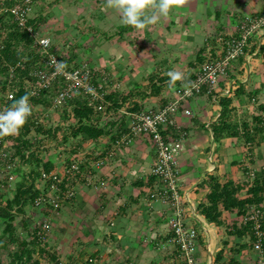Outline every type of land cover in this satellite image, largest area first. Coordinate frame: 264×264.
Segmentation results:
<instances>
[{
	"label": "crops",
	"instance_id": "crops-1",
	"mask_svg": "<svg viewBox=\"0 0 264 264\" xmlns=\"http://www.w3.org/2000/svg\"><path fill=\"white\" fill-rule=\"evenodd\" d=\"M263 9L264 0H190L187 5L174 8L167 18H161L156 24L138 31L142 32L141 36L134 34V28L123 25L117 12L118 20H114L119 21L117 24L125 28L121 26L111 29L114 30V33H110L113 36L109 44L112 56L108 57L107 47L103 43L97 45L96 38L94 61L89 59L91 53L89 58L86 54L81 60L77 58V62L78 65L88 63L90 66L94 62L96 69L97 66L103 67L105 63L104 72H107L105 74L108 79L106 85L110 93L128 95L125 104L129 108L126 111L158 110L172 100L179 86L194 77L199 65L205 60L208 48L215 58H220L223 54L220 38L229 31H236L243 18L260 14ZM134 40L140 51L149 48L155 51L154 55L158 54L155 58L151 52L148 53V60L142 62L147 67L140 65L141 73L138 76L131 71L132 57L142 59L141 54L135 52ZM159 45L162 46L161 49ZM166 49L170 50L172 57H167ZM154 59H159L164 65L153 69ZM172 70L181 71L185 81L177 82L170 89L167 86L169 77L166 73ZM99 74L98 72L97 82H103L99 78L103 76ZM150 79H154V85L150 83ZM225 96L232 97L241 107L245 106L246 100L254 103L257 97L261 98L260 104L264 103V30L250 40L245 55L233 62L228 76L220 80L212 93L203 92L191 99L190 116L179 110L174 116L175 125L169 124L162 129L165 136L178 137L181 133L185 134L184 149L179 157L180 192L186 200L188 222L198 230L197 257L204 260L202 264L233 263L230 262L231 258L234 259L233 256L226 260L228 254L242 251L246 247L243 238L228 234V216L234 213L223 212L222 223L218 225L209 222L197 211L198 204L209 191L207 185L200 184L208 173L213 172L219 177L235 180L243 170L246 155L244 149H248L243 146L245 140L216 138L214 135V126L218 123L222 110L220 100ZM234 100L232 106L236 112L239 107L234 104ZM261 108H264L263 104ZM126 124L128 125V118ZM253 126L255 125L252 124ZM191 130L196 133L190 135ZM125 132L127 131H121L122 136ZM262 134L256 135L257 145L258 142L264 143ZM108 140L107 137L102 138L95 146L89 140L77 141L76 151H73L70 159L77 158L85 166L84 171L88 169L90 161L105 156L107 152L113 153L105 166L92 168V172L98 173L95 184L87 185L79 177L85 184L77 188L74 199L64 203L60 217L57 218L51 213L52 218L48 212L36 208L32 210L36 215L40 213L54 219L52 235L49 236L52 241L58 240L60 235L75 234V228L72 231V226L75 225L81 228L76 233L80 232L82 236L75 239L79 246L84 247L87 241L103 240L102 245L95 242L93 243L96 246L92 245L90 258L101 256L96 264L99 261L107 264L112 259V264H168L175 255V248L167 245L172 235L169 219L173 212L168 204L159 200L151 201L150 194L155 184L151 175L156 158L155 148L147 136L136 137L130 144L119 146L115 145L117 140L107 143ZM61 159L54 158V167L65 164V159ZM252 169L249 166V171ZM42 215L40 218L44 217ZM220 251H223L222 258H218ZM85 252L82 248L79 253L74 254L80 259ZM82 263L83 261L79 264Z\"/></svg>",
	"mask_w": 264,
	"mask_h": 264
},
{
	"label": "built area",
	"instance_id": "built-area-1",
	"mask_svg": "<svg viewBox=\"0 0 264 264\" xmlns=\"http://www.w3.org/2000/svg\"><path fill=\"white\" fill-rule=\"evenodd\" d=\"M22 1L15 0L11 7L4 3L0 4V13L4 12L11 15L18 26L33 38L32 47L40 55L36 66L29 73L31 77L22 81L25 90L29 97L35 98L39 97L42 92L53 88L54 85L57 86L55 93L51 96V106L48 109L50 114L47 112L48 110L41 108V104L40 107L39 104L33 106L29 99L32 106L30 117L35 120V126L45 123L49 115L53 117L49 126L57 125L59 123L57 114L65 109L69 110L70 102L79 94L87 96L89 103L97 110H103L105 97L110 94V91L104 82H97V73L101 74L102 71L88 63L66 65L69 52L56 50L51 38L40 33L29 22L31 6L36 0ZM263 30L264 9L260 14L246 16L239 21L236 31H229L220 38L223 48V54L220 58H215L211 49H207L204 62L199 65V70L195 72L194 77L186 83L189 87L188 94H185V84H183L176 89L172 100L158 110L135 112L120 110L119 115H126L128 118V130L116 141L115 145H128L136 137L147 136L155 148L156 158L151 168V175L155 176L156 182L150 197L151 201L159 200L168 204L173 212V216L169 219L172 235L167 241L168 247L175 248L172 264L201 263L197 257L198 230L188 222L186 200L180 192L179 184L181 177L179 157L184 149L185 134L181 133L178 137L165 136L162 129L169 124L175 125L174 116L179 110L190 116L192 114L189 108L191 99L203 92L212 93L218 87L220 80L228 76V71L233 62L245 55L250 40L261 34ZM101 75H103L102 79L106 81L105 73L103 72ZM8 79H10L9 84L5 91L0 93V111L14 103L19 88L14 86V82L21 81L16 77L13 69H11ZM21 131L22 129L19 133ZM17 135L0 137V191L4 193V198H7V194L15 189L17 170L20 166V156L14 147ZM27 138L36 140L37 131L34 125L31 126ZM112 153L107 152L105 156H99L90 161L86 171L83 170L82 163L76 158H72L70 164L65 163L63 166L55 167L50 171L40 168L42 186H46L47 189L35 199L34 208L44 210L49 214L51 211L54 216L59 217L61 204L64 205L66 201L71 200L78 191L73 179L82 177L87 185L95 184L92 168L105 166ZM25 154L28 157L30 150H26ZM251 174L254 173L251 172ZM63 185H66V188H63ZM263 215L262 209L255 207L242 219L243 223L253 221L257 238L254 249L260 253L263 252L264 230L261 228ZM37 226L38 235L42 239H46L52 230V220L48 216L42 217Z\"/></svg>",
	"mask_w": 264,
	"mask_h": 264
},
{
	"label": "trees",
	"instance_id": "trees-1",
	"mask_svg": "<svg viewBox=\"0 0 264 264\" xmlns=\"http://www.w3.org/2000/svg\"><path fill=\"white\" fill-rule=\"evenodd\" d=\"M14 1L0 0V4H10L11 6ZM7 16L11 19L8 26L3 24ZM37 18H41V15L35 20ZM3 27L7 29V32L2 30ZM32 42L33 38L18 26L11 15L0 13V93L4 92L9 84V73L13 69L16 77L21 80L17 83L14 82V86L19 87L16 100L28 94L22 81L31 77L29 73L40 59V55L35 51V53L31 52ZM201 51L202 49L199 53ZM201 58L202 56L199 54V59ZM76 59L77 56L69 52L66 65L74 63L77 65ZM19 62L20 65H18ZM150 83L154 85V79H150ZM56 89L57 86L54 85L50 90L42 92L39 97H30L32 105L37 106L38 103H44V105L50 104L51 106V96ZM127 100L128 95L111 92L105 97L104 109L99 111L89 103L87 96L79 94L70 102L69 110L65 109L59 113L57 125L49 126L53 119L52 115L48 116L45 123L36 126L35 120L28 117L22 131L15 138L14 145L16 153L20 156V166L17 170V175L20 177L19 184L10 192L12 196L7 198H4V193L0 191V229L2 228L0 264H65L47 242L49 236L42 239L37 233L38 226L29 229L25 221L22 224L27 234L26 236L20 235L16 219L26 207H34L35 199L47 189L46 186H42L40 168L47 171L54 169V158L61 159L60 154L64 158L63 152H67L65 163L70 164V155L76 151L77 141L81 139L89 140L94 145L105 137L109 139L107 143L118 141L121 138V131H127L128 128L126 126L127 116L119 115V113L120 110H128L129 106L125 104ZM232 103V97L221 98L222 110L218 123L214 126V135L216 138L244 139V146L248 143L252 144L257 133L264 130V119L261 115L251 116L250 121L237 119ZM48 109L49 107L45 110ZM47 112L51 113L49 110ZM252 124L255 126L252 127ZM32 125L37 131L36 140L27 138ZM46 142H52L55 147L60 148L58 153L48 154ZM26 150H30L28 157L25 154ZM85 165L87 164L85 163ZM84 167L83 165L82 168ZM152 179L155 183V176H152ZM200 184L207 185L209 191L203 197V201L198 204L197 211L209 222L218 225L222 223L223 212L234 213L236 219L232 220L230 227L227 226L228 234L239 239L249 236L254 244L257 240L254 223L253 221L243 223L242 219L255 207L261 208L264 212V167L254 173L253 179L250 181L238 182L232 178L219 177L211 172ZM64 187L66 188V185H63ZM261 228L264 230V217L261 218ZM3 239L7 241H5V245L1 246ZM262 243L264 248V237ZM222 257L223 251H220L218 258ZM90 261L87 260L82 264H91ZM233 261L234 259L231 258L230 262ZM234 264H238L237 261Z\"/></svg>",
	"mask_w": 264,
	"mask_h": 264
},
{
	"label": "rangeland",
	"instance_id": "rangeland-1",
	"mask_svg": "<svg viewBox=\"0 0 264 264\" xmlns=\"http://www.w3.org/2000/svg\"><path fill=\"white\" fill-rule=\"evenodd\" d=\"M16 1L23 2L22 0H16ZM105 4H106V0H36L31 6L32 10H31V15H30V24L33 25V27L35 28L37 27V30L40 33L49 36L52 42L54 43L53 47L56 48V50L58 51L67 50L70 53H74L78 59L80 58L79 60L83 59V57H85L86 55L89 58V55L92 53L89 59H92L94 61L96 56L93 55V52H95L94 49H95V44H96L95 42L96 38L98 41L97 45H100L101 43H103L104 44L103 46L105 48L107 47V55L108 57H110L112 56L111 55L112 48L110 47L109 44L111 43L110 39L113 36V35H110V33H114V30L112 31L111 29L112 28L118 29V28H121V26L122 28H125V26L117 24L119 23V21L115 22L114 18L118 20V17L116 15L117 11H115L114 9L106 8ZM8 7H11L10 4H8ZM38 14H41V18L35 20L36 17H38ZM10 20H11L10 17L7 16L3 24L8 26ZM2 30L4 32H7V29L5 27H3ZM134 31H135L134 34L136 35L140 34V36L142 35V32H138V30L136 29H134ZM133 44H134L135 52L140 53L141 54L140 58H142V59H137V57L134 56L131 59V63H132L131 71L134 72V74L138 76L141 73L140 65L143 68L147 67V64L144 65L142 64V62H145L146 59L148 60L149 58L148 53L151 52V54L154 55L153 52L155 51L149 48H146L145 51H142V50L140 51L139 47L137 48V46L135 45L136 44L135 40L133 41ZM161 47L162 46L159 45L160 49ZM34 51L36 52V50L33 47H31V52L35 53ZM165 51H166L165 54L167 55V57H172L169 49H166ZM154 56L156 58L158 54ZM153 61H155L154 62L155 64L152 66L153 69L157 68L158 66L161 67L164 65V63L159 61V59H154ZM93 63L91 64L92 67L96 66L95 63L94 65ZM148 64L150 63L148 62ZM104 65L105 63L103 64V67L97 66V69L102 71V73L105 70ZM106 69L108 68L106 67ZM195 70L196 68L194 69V71ZM104 73H107V72H104ZM191 75H193V72L191 73ZM99 78H102V77L100 76ZM107 81L108 79L106 81L103 80L105 85L108 83ZM260 99L259 97H257L254 103L252 100H249V101L246 100L244 107H241L240 104H238V102L233 99L234 104L236 103L237 106L239 107L238 108L236 106L238 108V111L234 112V114L236 115V118L241 119V120L247 119L248 121H250L251 116L261 115L262 118L264 119V108H261V105L262 104L264 105V103L260 104L259 102ZM39 107H40V104H39ZM42 107L47 109V107H50V104L44 105L43 103L41 104V108ZM36 109L37 108H35V110ZM57 115H58L57 117L60 116V114H57ZM195 133L196 132L194 130H191L190 135H193ZM262 133H264V130L263 132H260V134ZM262 135L264 136V134ZM255 142H257V140H255L252 144L250 143L251 145H246L248 149H244V153L246 152V155H245V159L243 162L244 165L242 166L243 170L239 176H236L235 180H238L241 182L250 181L251 179H253V175H254V174H251V172L256 173L262 167H264V143L260 144V142H258V145H257ZM46 146H47L48 154H52L53 152L58 153L60 149V148L55 147V144L52 142H46ZM66 154L67 152L65 153L63 152L64 159H65V156H67ZM60 157L63 158L62 154H60ZM240 164H242V162H240ZM249 166H252V168L255 170L252 169L249 171ZM96 168L98 169V167ZM97 175L98 173H94V172L92 173L93 181H97V178H98ZM73 180L77 188L80 185L85 184V182L80 181L79 178L73 179ZM19 181H20V177L17 175L15 187L19 184ZM9 196H12V194L8 193L7 197ZM74 198L75 196H73L71 199H74ZM33 208L34 207H30V206L26 207L24 211L21 214H19V216L16 219V223L18 224V227H19L18 232L22 236H26L27 234V231L22 224L23 221H25L28 224L29 229H31L37 226L38 222L41 220L40 217L42 214L38 213L36 215L32 210ZM63 208H64V205L61 204V207L59 208L61 214L59 215V217L62 215ZM49 215L51 216V211ZM51 217L53 218V216ZM228 219H230L229 221L230 223L227 224L226 226L230 227L232 225L231 224L232 220L236 219V216L230 215L228 216ZM53 220L54 219H52V221ZM72 228L71 229L73 232H74V228L76 231L78 229H81V228H77L76 225L72 226ZM1 231H2V228L0 229V233ZM76 231L74 232L75 234L72 233L69 236L60 235L59 236L60 238H58V240L56 241L55 240L52 241L50 237V239L47 242L55 250V252L58 253V256L60 257L61 261L65 264L67 263L79 264L81 261H83L84 263V260H89V261L91 260L90 263L96 264V261L98 259H101V256L96 255L90 258L92 250H93L92 245H95L93 242L99 243L100 245H102L104 244L102 243L103 240L102 241L100 240L98 242L92 241V240L87 241L88 243L86 242L85 243L86 245H84V247L83 246L81 247L78 245V243L76 244L75 239L79 238L82 235L80 232L76 233ZM51 233H52V230L50 232V235H52ZM5 241L7 240L6 239L2 240L1 246L6 244ZM242 241L243 243H245L246 247L243 248L242 251L233 252L232 254H228L226 260L228 259V257H231V256L234 257L233 263H229V264H234V262L236 261L238 264H264V251L262 253L258 251L256 252L254 250L253 241L249 236H245ZM108 242L109 241H107L106 243L109 244ZM82 248L84 249V252L85 251L86 252L84 253V255L83 254L81 255L80 259L79 258L77 259L74 253H79L80 250H82ZM87 254H88V257L86 256ZM199 260L201 264L204 262V260L202 261L201 258ZM112 262H113V259L110 260L107 264H112ZM97 264H102V263L99 261L97 262ZM132 264H134V262H132ZM168 264H172V262Z\"/></svg>",
	"mask_w": 264,
	"mask_h": 264
},
{
	"label": "clouds",
	"instance_id": "clouds-1",
	"mask_svg": "<svg viewBox=\"0 0 264 264\" xmlns=\"http://www.w3.org/2000/svg\"><path fill=\"white\" fill-rule=\"evenodd\" d=\"M190 0H106L105 7L114 9L121 17V23L138 31H143L156 24L161 18H167L174 8L187 5ZM169 77L167 86L174 88L177 82L183 83L185 76L181 71L166 73ZM185 94L189 87L185 84ZM29 94H25L14 103L0 111V137L19 134L32 115Z\"/></svg>",
	"mask_w": 264,
	"mask_h": 264
},
{
	"label": "bare ground",
	"instance_id": "bare-ground-1",
	"mask_svg": "<svg viewBox=\"0 0 264 264\" xmlns=\"http://www.w3.org/2000/svg\"><path fill=\"white\" fill-rule=\"evenodd\" d=\"M39 210V209H38ZM44 211V210H43Z\"/></svg>",
	"mask_w": 264,
	"mask_h": 264
}]
</instances>
